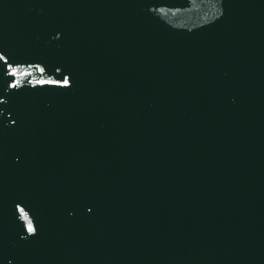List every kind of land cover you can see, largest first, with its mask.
Wrapping results in <instances>:
<instances>
[{
	"label": "water",
	"instance_id": "95a60500",
	"mask_svg": "<svg viewBox=\"0 0 264 264\" xmlns=\"http://www.w3.org/2000/svg\"><path fill=\"white\" fill-rule=\"evenodd\" d=\"M0 264H264V0H0Z\"/></svg>",
	"mask_w": 264,
	"mask_h": 264
},
{
	"label": "snow or ice",
	"instance_id": "6c2138e0",
	"mask_svg": "<svg viewBox=\"0 0 264 264\" xmlns=\"http://www.w3.org/2000/svg\"><path fill=\"white\" fill-rule=\"evenodd\" d=\"M65 83H67V81H65ZM30 230H31V228H30Z\"/></svg>",
	"mask_w": 264,
	"mask_h": 264
}]
</instances>
